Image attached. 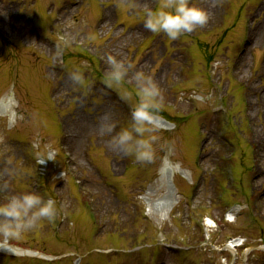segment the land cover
<instances>
[{
    "label": "rangeland",
    "instance_id": "374dc122",
    "mask_svg": "<svg viewBox=\"0 0 264 264\" xmlns=\"http://www.w3.org/2000/svg\"><path fill=\"white\" fill-rule=\"evenodd\" d=\"M210 1L213 21L170 40L144 14L175 0H0V101L12 112L0 109V203L35 191L57 205L51 221L0 235L56 261L0 252V264H264L253 137L264 134V113L251 91L264 88V0H192ZM109 55L127 70L120 83L109 81ZM77 69L83 85L71 78ZM138 71L156 82L155 111L174 125H154V156L143 163L110 144L133 123ZM166 165L190 177H163ZM173 190L171 214L156 213Z\"/></svg>",
    "mask_w": 264,
    "mask_h": 264
},
{
    "label": "clouds",
    "instance_id": "9594fccd",
    "mask_svg": "<svg viewBox=\"0 0 264 264\" xmlns=\"http://www.w3.org/2000/svg\"><path fill=\"white\" fill-rule=\"evenodd\" d=\"M208 21L207 12L192 0L164 2L155 10L147 8L144 14V26L153 33H166L170 40H176L181 33H191L197 26H204ZM110 65L109 81L120 83L126 76L125 66L113 56H108ZM74 83H85L83 74L77 69L71 74ZM140 102L133 107L131 128H122L111 138L110 144L127 154H134L137 162H150L154 156V110L158 107L161 91L151 76L143 71L135 73ZM114 125L106 131L111 133ZM40 163H45L41 160ZM57 213L56 201L44 199L35 191H24L9 196L0 203V235H19L32 229L42 219L51 221Z\"/></svg>",
    "mask_w": 264,
    "mask_h": 264
},
{
    "label": "bare ground",
    "instance_id": "6f19581e",
    "mask_svg": "<svg viewBox=\"0 0 264 264\" xmlns=\"http://www.w3.org/2000/svg\"><path fill=\"white\" fill-rule=\"evenodd\" d=\"M216 0H214L215 2ZM211 2L207 3L206 6L203 8L207 14H208V21L206 23V25L209 24V22L214 19V16H216V12H214V10L211 12L210 8L211 7ZM217 4V2H216ZM107 21H110V16L108 17ZM213 21V20H212ZM259 30V26L258 28L255 27L254 30H252L251 33V37H250V48L248 47V49L253 48V46H256L257 42L255 41V36H256V31ZM249 45V44H248ZM252 50V49H251ZM247 51V50H246ZM246 55L245 52L242 54V56L239 59V66H242L244 63H246ZM261 75L264 77V60L262 63V69H261ZM251 91L252 93H255L256 95H258V105H260L262 112L264 113V88H260L258 87L256 84H253L251 86ZM10 107H11V102L9 100V98H4L0 101V109H3V113L6 115H10L12 116V113L10 111ZM257 107V106H256ZM259 108V107H258ZM14 117V116H13ZM153 124L156 127H159L161 129H165V130H169L172 128V126H170L165 120H163L162 118H158V117H154V121ZM253 137H254V143L256 144L257 147V160H258V165H257V170H258V175H261V173L264 171V134L260 133L258 130H254L253 133ZM170 167L168 165H166L163 169H162V174L163 177H165L164 175L167 174V172L173 176L175 175L177 172L181 173L183 176L189 178L190 177V172L188 170H183L179 167H172L171 170H169ZM171 191H168L166 195H163L161 197V200L159 201V203H157L155 206H153L152 208L156 211V213H161L164 216H168L169 214H171L172 210L176 207L177 203L174 199H175V193L174 190L172 193H170ZM238 241H234L233 244L234 245H239ZM0 252L3 253H8V254H13V255H23L24 253L20 250H16L14 248H11L9 246V244H0Z\"/></svg>",
    "mask_w": 264,
    "mask_h": 264
}]
</instances>
